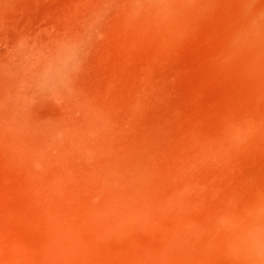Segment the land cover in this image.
<instances>
[{"label":"rangeland","instance_id":"1","mask_svg":"<svg viewBox=\"0 0 264 264\" xmlns=\"http://www.w3.org/2000/svg\"><path fill=\"white\" fill-rule=\"evenodd\" d=\"M0 264H264V0H0Z\"/></svg>","mask_w":264,"mask_h":264},{"label":"bare ground","instance_id":"2","mask_svg":"<svg viewBox=\"0 0 264 264\" xmlns=\"http://www.w3.org/2000/svg\"><path fill=\"white\" fill-rule=\"evenodd\" d=\"M0 231H4L2 224H0Z\"/></svg>","mask_w":264,"mask_h":264}]
</instances>
